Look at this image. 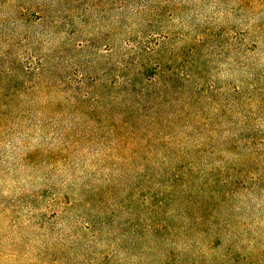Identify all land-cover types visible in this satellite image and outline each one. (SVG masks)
Returning <instances> with one entry per match:
<instances>
[{
    "label": "rangeland",
    "instance_id": "374dc122",
    "mask_svg": "<svg viewBox=\"0 0 264 264\" xmlns=\"http://www.w3.org/2000/svg\"><path fill=\"white\" fill-rule=\"evenodd\" d=\"M161 1L147 0L151 8L144 10L137 0H0V264H140V186L173 182L167 173L181 159L197 168L191 177L179 173L186 180L169 197L172 216L187 217L194 210L188 198L200 190L211 204L190 213L186 224L204 222L188 229L190 240L176 251L186 242L188 254L219 259L229 238L253 248L249 239L260 236L264 248V110L252 117L250 94L244 110H236L232 98L242 76L263 74L264 32L255 52L249 41L243 48L233 41L243 34L244 42L250 28L264 24V13L252 17L240 8L232 15L239 0ZM155 7H163L162 16H154ZM179 36L189 42L179 43ZM198 39L206 46L198 48L193 70H203V87L218 91L216 102L195 98L178 112L166 106L155 122L139 116L135 134L112 131L121 108L113 97L121 93L125 67L158 46L162 60L178 48L194 62L191 46ZM224 97L229 101L218 103ZM228 162L244 165L212 173ZM57 200L73 202L77 222L89 227L64 238L70 244L62 252L52 241L41 246L37 237L41 220L55 230L48 241L65 235V222L45 209ZM211 238L221 240L218 251L210 250Z\"/></svg>",
    "mask_w": 264,
    "mask_h": 264
},
{
    "label": "trees",
    "instance_id": "16d2710c",
    "mask_svg": "<svg viewBox=\"0 0 264 264\" xmlns=\"http://www.w3.org/2000/svg\"><path fill=\"white\" fill-rule=\"evenodd\" d=\"M137 1L142 3L144 10H149L151 8L147 0ZM213 1L216 3L224 2V4L229 2V0ZM174 2L175 0H162L159 6L166 4L173 5ZM235 5L236 7L231 8L230 11L232 15L235 12H239L240 8L241 10L246 8L247 12H251L252 17L264 13L262 10L264 8V0H239ZM175 9H177V7L173 6V10ZM162 10L163 7H155L154 16H162ZM263 32L264 24L262 22L261 24L254 25L248 31L247 38L244 42L241 41L243 34L234 38V48H243L247 46L246 41H249L248 46L251 47V50H253L252 52H255L259 46V42H261L260 35ZM178 41L179 43L189 42L188 37L185 38V36H179ZM201 46H206L205 42L200 39L196 40L194 46H191V52H194L193 54L196 55L197 52H199L198 48ZM160 49L158 46L156 48H148V50L145 51L143 50L148 58L138 61L133 68H130V66L125 67L121 82V93L119 96H116V99L113 97V101L116 100L118 103H121V108L118 116L120 120L116 125H113L112 131H119L121 135H126L128 133L135 134L134 122L139 120V116H147L151 119V122H155L161 117L163 107L173 106L175 109L174 111L178 112L179 109L185 108L188 110L186 106L189 104V101H193L195 98L202 100L201 102H216V99L219 97L218 91L214 90L213 86L210 85L208 89L203 87L205 82H207L206 77L202 73L203 70L199 68V66H196V70H193V65L195 66L197 61V55L192 59L194 62H191L185 59L186 49L179 53L178 48H172L171 60L165 61L161 59L162 50L164 48ZM245 67L246 70L249 69V66L246 65ZM262 73L263 74H260V76L254 72L249 78L242 76L241 80H239L240 84L234 87L232 98L234 99V108L236 110L239 108L242 109L246 104L245 101H242L245 94L251 95L249 101L252 99L256 100V106L252 108L251 112L248 111V114L254 117L259 113L260 109L264 110V70H262ZM227 101H229L228 98L224 97L218 101V103H225ZM129 108H133L137 115L130 117L127 112ZM222 114L225 115L224 112L219 113V115ZM232 114L233 112H231V115ZM109 116L110 113L105 116L108 121L111 119ZM131 129L133 130L129 132ZM214 132H219V126L215 128ZM248 135L250 134H247V136ZM228 143L226 144L228 148L233 149V145L230 142ZM226 165V167L215 166L212 173H222V171L229 172L230 170L238 172L244 164L241 162L240 164L237 162H228ZM172 167H174L172 168L174 173H171L170 170L167 174L170 175L173 182L168 181L165 185L162 183L158 185L151 184V188L149 189L140 186L142 189L141 195L144 196L140 201L142 220L137 226L138 228L136 231L137 242H140V248L144 251V256H142L140 264H264L263 236L249 239L248 245H254L253 248H246L243 245L244 241L235 243V239L229 238L228 244L225 247V255L221 256L219 259L213 256L205 257L203 254H188L189 245H187L186 242H184L182 247L183 251H176L175 245H178L182 240H190V238L187 237L188 229L194 228V230L197 231L201 223L204 222L203 219L199 217L198 220L192 223V226H190L191 224H186L190 219V213L198 214L195 212V208L199 206L204 207L207 204H211V202L207 201L205 197L200 194L202 192V190H200L201 192L196 195L197 198L196 196L188 198L187 202H189L190 205H194V210L188 212L187 217L176 219L172 216L174 210L172 208H170V210L168 209L169 197H176V189L184 186V184L178 185L177 183L186 180L179 173H184L188 177H191L197 165L193 160L185 161L181 159L179 160V164L174 162ZM140 171L139 168V172ZM176 171L178 173H175ZM140 175L143 180L146 178L141 172ZM152 175L153 174H149L148 176ZM160 177L159 179L161 180L165 179L162 174ZM151 181V178L147 181V187H150L148 183L150 184ZM221 181H223L224 184L230 183L229 180L225 179ZM246 189L248 188L246 187ZM182 193V196L187 195V190H184ZM58 202L59 200H57L55 204H53V201L50 202L45 209H54V219L56 222H65L63 233L65 235L55 236L54 241H48L46 236L49 234L53 236L55 230L49 229L48 227L46 228V222L41 220L37 225L39 226L38 230L42 233H39L37 237L41 240V246L47 248L52 241L58 244L62 252V250L70 244L68 239L64 238H69L72 235L74 236V232L78 230V226L81 227V231H88L89 227H85L83 224L77 222L76 205H74L73 202H69L65 204V206H63L64 204L59 205ZM173 202L174 201L171 203ZM142 214L144 216H142ZM211 243L213 244L210 245V250H212V252L214 250L218 251L221 240L218 238H211L210 244ZM157 254H159L160 259L157 260V258H155L153 260V257Z\"/></svg>",
    "mask_w": 264,
    "mask_h": 264
}]
</instances>
